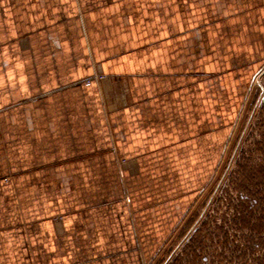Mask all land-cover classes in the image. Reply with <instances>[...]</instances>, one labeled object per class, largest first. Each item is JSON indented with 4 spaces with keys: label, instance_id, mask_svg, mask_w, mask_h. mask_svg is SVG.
<instances>
[{
    "label": "crops",
    "instance_id": "obj_1",
    "mask_svg": "<svg viewBox=\"0 0 264 264\" xmlns=\"http://www.w3.org/2000/svg\"><path fill=\"white\" fill-rule=\"evenodd\" d=\"M263 66L264 0H0V264H143Z\"/></svg>",
    "mask_w": 264,
    "mask_h": 264
},
{
    "label": "rangeland",
    "instance_id": "obj_2",
    "mask_svg": "<svg viewBox=\"0 0 264 264\" xmlns=\"http://www.w3.org/2000/svg\"><path fill=\"white\" fill-rule=\"evenodd\" d=\"M241 77V83L225 85V96L211 92L209 148L204 163L174 166L183 173L192 172L194 179L183 185L184 192L172 198L161 213H147L151 227L147 231L151 232L147 233L143 264H256V258L264 254L255 253L254 261L247 255L238 260L235 256L241 251L234 250L249 232L236 231L234 226L232 215L241 212L237 190H253L259 195L253 220L260 215L264 218V177H253L243 170L247 165H261L264 170V66L244 70ZM246 175L251 182H243ZM218 227L228 233L225 246ZM194 246L203 249L201 254L187 258L186 251Z\"/></svg>",
    "mask_w": 264,
    "mask_h": 264
},
{
    "label": "trees",
    "instance_id": "obj_3",
    "mask_svg": "<svg viewBox=\"0 0 264 264\" xmlns=\"http://www.w3.org/2000/svg\"><path fill=\"white\" fill-rule=\"evenodd\" d=\"M261 165H256V166H244L243 170H244V173L245 174H249V175H254L256 174L257 177L259 178H262L264 177V170H262L260 168ZM245 176L243 178V182H251L250 180V176ZM255 177V175L253 176ZM237 192H239V195H238V201H237V205H238V209L241 211V212H238V211H235V214L232 215V218L234 220V226H235V229L236 231H241L242 229H247L249 232H248V236H242V242L239 243V245H236L234 250L237 252L239 249H240V253L239 255H236L235 257H237V259H241L243 258L242 255L244 256H248L249 257V260L250 261H254V257L253 255L255 253H263L264 252V222H263V219L261 218V215L259 216V218L257 220H253V210L255 207H257L258 202V197L259 195L257 193H255L253 190L250 191H243V190H240ZM246 193V194H245ZM263 199V198H262ZM264 200V199H263ZM261 202V201H260ZM237 205H236V210H237ZM262 205V203H261ZM262 209L264 210V206L262 207ZM245 214V216L243 214ZM264 215V212H262ZM255 217V216H254ZM253 220L254 221V225H250V221ZM236 221V222H235ZM225 223V227L227 226L226 225V222ZM236 223V224H235ZM238 227H237V226ZM220 229L222 233V238H223V241H222V244L225 246L228 244V233L227 231L222 227H218ZM227 229V228H226ZM226 231V232H225ZM198 235L201 234V232H197ZM244 235V234H243ZM201 237V236H200ZM206 237V236H205ZM203 237V238H205ZM206 239V238H205ZM203 249H201L200 247H193L190 249V251H186V257L187 258H191L193 259L194 257L198 258L197 256H199L201 254ZM245 251L242 252V251ZM263 256H258L256 258V264H263L264 263V259H263ZM219 257V256H218ZM214 259V258H213ZM235 260V259H234ZM178 261L180 262L181 259L179 258ZM191 264V263H189Z\"/></svg>",
    "mask_w": 264,
    "mask_h": 264
},
{
    "label": "built area",
    "instance_id": "obj_4",
    "mask_svg": "<svg viewBox=\"0 0 264 264\" xmlns=\"http://www.w3.org/2000/svg\"><path fill=\"white\" fill-rule=\"evenodd\" d=\"M103 78H104V76H98V79H103ZM86 83L90 84V81H87Z\"/></svg>",
    "mask_w": 264,
    "mask_h": 264
}]
</instances>
